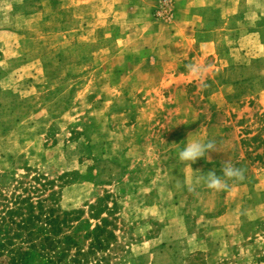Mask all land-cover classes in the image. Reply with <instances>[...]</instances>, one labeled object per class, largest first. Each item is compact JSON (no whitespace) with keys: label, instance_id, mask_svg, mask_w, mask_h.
<instances>
[{"label":"rangeland","instance_id":"rangeland-1","mask_svg":"<svg viewBox=\"0 0 264 264\" xmlns=\"http://www.w3.org/2000/svg\"><path fill=\"white\" fill-rule=\"evenodd\" d=\"M166 1L0 0V175L69 172L58 206L84 217L115 199L116 241L88 264H264V55L228 76L210 57L163 74ZM190 135L215 150L188 184ZM228 162L242 181L197 182Z\"/></svg>","mask_w":264,"mask_h":264},{"label":"trees","instance_id":"trees-1","mask_svg":"<svg viewBox=\"0 0 264 264\" xmlns=\"http://www.w3.org/2000/svg\"><path fill=\"white\" fill-rule=\"evenodd\" d=\"M26 171L19 178L13 170L0 175V264H88L90 256L113 247L111 195L90 205L87 217L83 210L62 211L54 188L69 172L53 179Z\"/></svg>","mask_w":264,"mask_h":264},{"label":"crops","instance_id":"crops-1","mask_svg":"<svg viewBox=\"0 0 264 264\" xmlns=\"http://www.w3.org/2000/svg\"><path fill=\"white\" fill-rule=\"evenodd\" d=\"M173 16L169 21V41L154 47L164 49L153 56L154 67L172 76L194 72L189 61L210 57L216 76H228L231 69L241 68L238 60L264 55V0H171ZM148 53V51H147ZM158 55V56H157ZM188 68L169 69L175 61ZM252 60V59H251ZM165 63L167 65H165ZM192 63V62H191ZM192 65V64H191ZM167 66V67H166ZM240 66V67H239ZM173 68V67H171ZM214 69V70H213ZM177 90L179 87L173 86Z\"/></svg>","mask_w":264,"mask_h":264},{"label":"clouds","instance_id":"clouds-1","mask_svg":"<svg viewBox=\"0 0 264 264\" xmlns=\"http://www.w3.org/2000/svg\"><path fill=\"white\" fill-rule=\"evenodd\" d=\"M214 150L215 144L205 137L199 135L189 136L177 154L178 160L185 164L186 183L191 184L193 181L191 165L201 158H206L208 153ZM196 179L197 182L202 180L209 190L218 192L228 189V181H242L244 179V172L241 168L228 162L221 169V174L217 175L215 171H209L206 175L197 176Z\"/></svg>","mask_w":264,"mask_h":264},{"label":"built area","instance_id":"built-area-1","mask_svg":"<svg viewBox=\"0 0 264 264\" xmlns=\"http://www.w3.org/2000/svg\"><path fill=\"white\" fill-rule=\"evenodd\" d=\"M160 10H162V13H163L165 16H170L171 13H172V3L166 1V2L161 6V9H160Z\"/></svg>","mask_w":264,"mask_h":264}]
</instances>
